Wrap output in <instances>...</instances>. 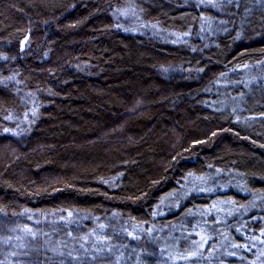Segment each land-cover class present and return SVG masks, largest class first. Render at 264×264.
Here are the masks:
<instances>
[{"label": "trees", "instance_id": "16d2710c", "mask_svg": "<svg viewBox=\"0 0 264 264\" xmlns=\"http://www.w3.org/2000/svg\"><path fill=\"white\" fill-rule=\"evenodd\" d=\"M201 227L189 264H264V0H0V264Z\"/></svg>", "mask_w": 264, "mask_h": 264}, {"label": "rangeland", "instance_id": "374dc122", "mask_svg": "<svg viewBox=\"0 0 264 264\" xmlns=\"http://www.w3.org/2000/svg\"><path fill=\"white\" fill-rule=\"evenodd\" d=\"M127 18L128 19L131 18V20L133 21L134 19H136L131 14L128 15ZM218 213L220 214L221 211H219ZM216 215L218 217L217 213ZM204 232H206L205 229L201 227L197 231H193L190 234H186L185 235L186 238L183 239V241H185L184 247L179 245L177 241L175 242L172 241L171 243H169V246L167 248L168 250L170 249L171 251L180 250L178 253L172 252L173 253L172 259L174 260L173 263L176 264L177 262H180V264H189L191 260L196 261V262L203 260V257H200V256L206 246V235H204ZM259 240L260 239H258V237H255V239L252 240L254 247L258 248L257 244L261 243L259 242ZM258 245H260V248H259L260 251L264 253V242ZM167 253H170V252H167Z\"/></svg>", "mask_w": 264, "mask_h": 264}]
</instances>
